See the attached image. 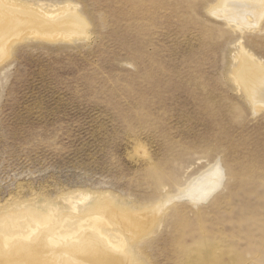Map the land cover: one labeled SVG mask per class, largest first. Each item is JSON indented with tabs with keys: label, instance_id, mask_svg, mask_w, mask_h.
Returning <instances> with one entry per match:
<instances>
[{
	"label": "rangeland",
	"instance_id": "rangeland-1",
	"mask_svg": "<svg viewBox=\"0 0 264 264\" xmlns=\"http://www.w3.org/2000/svg\"><path fill=\"white\" fill-rule=\"evenodd\" d=\"M2 2L0 216L55 209L54 227L90 194L77 220L107 216L130 264H264V106L236 79L242 53L264 67V0L233 18L222 0ZM60 9L80 22L64 29ZM212 168L221 185L188 199Z\"/></svg>",
	"mask_w": 264,
	"mask_h": 264
},
{
	"label": "bare ground",
	"instance_id": "bare-ground-1",
	"mask_svg": "<svg viewBox=\"0 0 264 264\" xmlns=\"http://www.w3.org/2000/svg\"><path fill=\"white\" fill-rule=\"evenodd\" d=\"M2 1H3L2 2L3 4H7L10 7H12L11 9H13L14 11H17L18 9H19V11L23 10L22 7L19 8L18 5L16 6L18 1H17V3L15 2V0H2ZM224 1H226V2L230 1V3H232L231 5L233 6V7L229 8L230 11L228 13V16L231 18H233V16L238 17L240 14V10H241V7L239 4H243L242 0H222V2H223V4L221 3L222 5L226 4V3H224ZM249 1L255 2V5L251 6L252 2L251 3L247 2L246 3L247 5L243 4L242 8H244V6H246L244 9V12L241 13L243 17H245V15H247V14L250 15V13H255L256 12V11H254L255 8L258 9L261 6L263 7L262 0H249ZM218 3H220V1H218ZM230 3H229V5H230ZM3 6H6V5H3ZM19 6H21V5H19ZM226 6H227V4H226ZM8 9L9 8H7V10ZM1 10L2 9H0V12H1ZM4 10H5V8H4ZM28 10H30V9H28ZM224 10H225V12L228 11L227 8H224ZM245 10H247L248 12H246ZM24 11H25V9H24ZM60 11H61L62 15H61V13L54 15V13H51L50 11L39 10V12H42L41 14L43 15V17L46 20L52 21V22H50V24L55 23L58 19H60L61 16H66L65 17L66 19H62V21H61V19L59 20L62 23H64V25L60 24L61 22L59 23V21H57V22L60 24L61 27L62 26L64 27L66 22H63V21H68V23L70 22L69 24L73 28V25L71 23L74 20H75V22H76V20L78 21V18L70 17V16H68L67 13H66L67 15L66 14L63 15L65 13L64 12L65 9L64 10L60 9ZM3 12H5V11H3ZM261 12H262V9H261ZM24 13H26V12H24ZM6 14H7V12H6ZM12 14H13V11H12V13H10V15L12 16ZM29 14H31V13H28V15ZM213 14H215V13H213ZM243 14H245V15H243ZM259 14H262V13H259ZM0 15H2V14H0ZM42 15H40V16H42ZM4 17H6V15ZM13 17H14V14H13ZM26 17L30 18L29 16H26ZM36 17H39V16L36 15ZM229 17H228V19L230 20ZM257 17H258V15H257ZM23 18H25V17H23ZM28 18H26V20ZM31 18H32V19H30L31 21L36 20L33 17H31ZM71 18H73L74 20ZM246 18H248V17H246ZM246 18H245V21H246ZM38 19H40V21H41L42 18H38ZM239 19H241V18H239ZM30 20L29 21L27 20L28 24H29V22L31 23ZM17 21L16 22H15V20H13V22L11 21L12 22L11 25H13L14 27H16L18 29L22 28L25 30V32H27V30L25 29L26 26L24 27V25H26L27 22L23 24V22L20 23V21H18L19 23H17ZM53 21H55V22H53ZM4 22H5V20H4ZM57 22H56V24H57ZM78 22H80V19ZM232 22H234V21H232ZM5 23H7V22H5ZM32 23H34V22H32ZM68 23H66V25ZM245 23L248 24L247 21ZM31 24H29V25H31ZM59 24H57V26ZM1 25L2 24H0V26ZM38 25H39L38 26L39 28L35 29V31H37V30L41 31L40 30L41 28H44L47 26V24H44L43 22L42 23L38 22ZM70 25H67V26L70 27ZM74 25H76V24H74ZM54 26H55V24L52 27L53 29H54ZM57 26H55V27L57 28ZM76 26H77L78 31L81 30L82 24L79 23ZM76 26H74V29L76 28ZM33 27H35V26H33ZM61 27H59L58 29H54V30L60 32L59 30L61 29ZM50 29H51V27H50ZM53 29H51L50 31H52ZM64 29H66V28L64 27ZM74 29H72L70 31H73ZM77 29H75L76 32H77ZM2 30L0 32H2ZM24 30H22V32ZM45 30L46 29L44 28V32H45ZM61 30H63V28ZM30 31L33 34L34 29L30 30ZM47 31L49 33V36H50V33L54 32V31L49 32V30H47ZM47 31H46V34L44 33L43 36L47 35ZM42 32H43V30L41 31V33ZM76 32H74V33H76ZM38 33L39 32H37L36 34H38ZM54 33H56V32H54ZM62 33L63 34H55L56 35L55 37H54V34H51V36L50 37L48 36V37L50 39L52 36L55 39L57 37L58 38L59 37L70 38V37L75 35L73 33H70V34H67L66 32H62ZM68 33H69V31H68ZM18 35H20V33H18ZM79 35H80V33H79ZM39 36H42V35H39ZM77 36H78V34H77ZM0 37H1V35H0ZM49 38H48V40H49ZM18 39H19V36H18ZM248 56H245L242 53L241 60H242L243 66H242V70L238 74H236L237 75L236 79L239 82H241L244 85V87L246 88L247 94L246 93L245 94L249 97L251 103L256 105V106L258 105V106L263 107L264 106V67L260 66V63H258L259 65L257 63H255L256 61H254V59L252 60V58H250ZM255 108H258V107H255ZM214 167H216V166H214ZM221 172H222L221 170L214 168L209 173L207 172L208 174H206L207 178H206L205 184H203L204 183L203 182V183L199 184L198 186H195L197 189L193 190V192L194 193L197 192L200 194L203 193V195L201 197H199L197 194L193 195L191 190L194 189V187L189 186L190 187V188H188L189 190H187L186 192L184 191L186 195L190 196L188 199L194 200V202H196V203L206 200L221 185V181H222V175H221L222 173ZM91 198H92V196L90 194H80L78 196L70 197L67 200L68 204L66 201H64L65 204L67 205V207L69 208L68 213L70 215L64 216V222H62V223H60L54 227H50L49 224H51V223L53 224L55 222L57 224L58 222H60L58 219H56L54 217L55 212H57L55 209L51 210L46 215H40L37 217L34 216V213L27 214L26 213L27 210H25V209L17 210L15 208L10 210V212L8 211V213H7L8 215H6V214L1 215L0 219L2 217H6V219H5L6 221L0 220V222L3 221L2 223H0V255L3 256V258H1V260L3 259L2 260L3 262L0 261V264H3V263H5V264H28V262H31L29 264H115L116 262L119 263V261L122 263H125V264H128V263L130 264L131 259H130V255L128 254L130 249H129L128 245L125 243V240L123 241L124 238L122 239V236L119 235L118 233H115V236L109 235V233H104L107 230L106 227L107 228L109 227L107 225V223L105 222V221H107L106 214H105L106 217H104V215H102V214H93L92 217H90V215L87 214V216L83 220H81V221L77 220L79 216H75V215H78V213H79V206H82L85 202L90 201ZM65 207H66L65 205H62L60 209L65 208ZM158 212H160V210ZM32 216H34V217H32ZM130 216L132 217V215H130ZM108 218H109V216H108ZM146 218H147V216H146ZM71 219H73V220H71ZM123 226H124V224H123ZM138 227H140V226H138ZM45 229L47 231H45ZM119 229H121V228H119ZM116 231H119V230H116ZM35 248L36 249L37 248L38 249L43 248V251L45 249L47 252L43 253V254H45V255L42 254L43 256L40 254H37L35 252H34L35 256H34V254H33V256L30 255V254H32V253H30L31 251L32 252L34 250L37 251ZM29 250H31V251H29ZM127 250H128V252H126ZM28 251L30 253L29 254L30 256H32L33 258L36 257V258H34L33 261H32V259H33L32 257L30 259L29 258L30 256L29 257L26 256V255H28ZM37 252H39V251H37ZM2 256H0V257H2ZM27 257L30 260H28V262L26 263V261H24V258L27 259Z\"/></svg>",
	"mask_w": 264,
	"mask_h": 264
}]
</instances>
